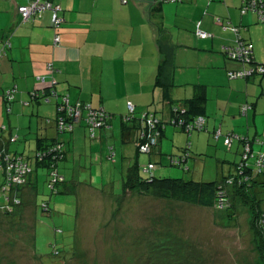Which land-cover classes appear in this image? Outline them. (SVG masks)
<instances>
[{
    "label": "crops",
    "instance_id": "obj_1",
    "mask_svg": "<svg viewBox=\"0 0 264 264\" xmlns=\"http://www.w3.org/2000/svg\"><path fill=\"white\" fill-rule=\"evenodd\" d=\"M53 2L62 7L61 15L65 19L59 28L61 36L57 45L54 44L55 29L51 25L50 11L31 21H23L18 7L26 0H0V44L6 40L11 42V47L1 58L0 94L10 87L16 86L18 89L13 103L14 116H8V124L4 115H1L5 106L0 101V123L8 125L10 131H21L24 129V117H28L30 133L23 134L21 140V150L25 155L34 153L38 137L51 139L55 134L54 127L46 123L47 117L55 116V110L51 111L39 103H32L28 107L22 104V101L30 100L31 91L43 86L37 80L38 75H46L49 80L47 63L52 61L56 68L54 75L59 93L68 95L71 101L81 99L95 106L102 105L114 115L112 128L97 129L94 138L89 136L88 129L82 123L76 125L73 138L64 136L67 142L73 141L74 149L80 144L83 152L79 163L83 162L82 156L87 153L92 156V166L94 159L102 166L106 158L110 159L109 146L116 142L120 144L125 176L129 167L141 156L135 142L139 121L134 120L125 127L121 117L128 112V100L135 103L136 115H140L158 95L155 79L163 55L159 46L160 38L175 45L174 60L181 67L190 64L183 55L191 47L199 52L196 67L200 65L198 67L201 68L203 63L205 66L208 63L223 65L221 72L225 80L223 84L213 85V104L208 103L209 98L207 100L206 116L210 129L221 125L223 132L233 130L250 136L264 133V76L228 80L225 72L238 65L229 60L224 61L221 57L224 46L236 43L237 34L230 27L224 29L228 23L238 27L240 36L253 45L255 59L264 61V30L258 31L260 27H255L260 22L255 13L242 14V0ZM197 23L212 36L198 37ZM201 51L207 52L204 57ZM200 68V79L195 83L208 85L209 95L210 82L201 79ZM192 93L193 85L185 97ZM244 102L253 104L247 116L240 114V106ZM34 115H37L38 120L34 119ZM245 123L247 128L244 127ZM10 131L0 135V146L6 144ZM175 132L173 128L167 127L165 137L169 134L175 138ZM165 141L163 137L162 147ZM8 148L18 153L21 151L12 149L10 143ZM236 148L240 149L238 143ZM118 161L117 158L113 162L118 164ZM66 165L61 163L62 173L74 182L75 165ZM68 186V190L72 191V185Z\"/></svg>",
    "mask_w": 264,
    "mask_h": 264
},
{
    "label": "rangeland",
    "instance_id": "obj_2",
    "mask_svg": "<svg viewBox=\"0 0 264 264\" xmlns=\"http://www.w3.org/2000/svg\"><path fill=\"white\" fill-rule=\"evenodd\" d=\"M255 27L263 31L264 22H258ZM200 53L204 57L207 52ZM198 55L191 47L183 55L190 64L181 67L175 63L173 98H184L192 84L200 79V65L196 67ZM221 57L234 62L224 54ZM222 67L220 63L201 65V79L210 82L208 103L213 104V85L223 84L225 80ZM225 77L229 80L227 72ZM157 91L156 99L148 108L160 114L165 105L162 90L157 87ZM42 106L55 110L54 102ZM3 111L1 115L8 124V114ZM13 116L9 114L10 118ZM27 119L24 117L22 122L23 130L14 129L21 140L23 134L30 133ZM34 119L38 120L37 115ZM244 127L247 128L246 123ZM175 133V138L169 134L164 137L163 166L154 170L157 176L216 180L229 168L233 169V161L240 159L236 144L232 151L217 149L208 131L191 135L178 130ZM72 135L64 133L62 137L71 139ZM21 140L10 144L11 148L21 150ZM188 141L192 142L194 155L187 163L191 170L185 171L183 167L170 165L168 154L181 152ZM113 144L118 164L106 158L102 166L94 159L92 166V156L87 153L79 163L83 152L80 144L74 149L73 141L67 142L69 151L62 165H75L74 182H67L72 185V191H62L65 187L59 186L62 192L51 194L46 169L34 171L37 202L48 200L51 210L35 208L32 200L21 216L0 215V264H264V238L256 230L254 214L240 199H236V208L231 214L229 209L199 207L147 197L137 191L126 192L120 144ZM255 148L260 150L258 145ZM149 157L159 161L154 153L141 154L139 162L146 163ZM259 195L264 209V185L260 186ZM257 228L260 229L258 224Z\"/></svg>",
    "mask_w": 264,
    "mask_h": 264
},
{
    "label": "trees",
    "instance_id": "obj_3",
    "mask_svg": "<svg viewBox=\"0 0 264 264\" xmlns=\"http://www.w3.org/2000/svg\"><path fill=\"white\" fill-rule=\"evenodd\" d=\"M61 17L63 16L61 15ZM59 28H54L55 34L59 33L60 35ZM159 30L160 33H163L162 29ZM159 46L163 55L158 66L155 87L160 88L163 92L165 108L160 111V114H158V111L147 108L142 111L140 115H136L135 103L128 100V112L122 115L121 120L125 127H128V123L134 120L139 121L137 122V138L135 141L138 153L148 155H153L155 153L157 158H160L158 159L159 161L156 162L149 157L146 163H141L139 159H137L129 167L124 176V190L129 193L137 191L147 197L174 200L199 207L229 209L231 210V214H234L233 210L236 208V199H240L243 205L254 214L256 230L258 232L260 231L264 238L263 199L259 195V188L264 185V133L250 136L248 133L243 134L233 130L223 132L221 125L213 130H209L206 116L208 85L194 83L192 84L193 93L190 96L180 99L173 98L171 96V91L176 85L174 81V70L176 68L174 60L175 45L171 41H164L160 38ZM6 50L0 52V64L1 58L6 54ZM222 52L238 65V67L227 70L229 79L249 80L257 76H264V74L255 73L248 77H231V71L239 70L247 65L241 64L240 61L230 58L225 50H222ZM51 63L53 64L52 61ZM261 64L264 65V61H257L253 51L251 65L256 67ZM47 72L50 76L49 80H47L46 75H38L37 80L42 83L43 86L31 91L30 100L22 101V104L24 107H28L32 105V103L50 104L54 102L55 116L46 118V123L54 127V136L51 139L47 138L48 140L46 137H38L37 148L34 150V153L32 155H25L24 151L18 153L8 148L9 143L18 142L21 138L18 134H15L13 130L10 131L8 125L3 123L0 125V135L6 131H10L6 144L0 146V215L8 217L21 216L22 210L25 211L26 206L33 201L35 208L40 207L42 211H50L51 208L48 200L44 199L40 204L37 202V178H32L34 171L38 173L39 169H46L47 183L48 188L51 190V194L62 191L67 192V190L70 189L67 183L69 179L62 173L61 163L67 158V152L69 150L66 145L67 141L62 137V134L73 133L76 125L80 123L88 129L91 138L95 137V131L97 129L112 128V119L114 115L107 111L104 106H95L91 102L81 99L71 101L68 95L59 93L56 88L57 79L54 75L56 72L54 64L52 69L47 68ZM8 91H12L11 95L7 93ZM17 92L18 89L14 86L5 89L0 94V101L3 102L5 112L8 116L11 113L13 114V103L16 100ZM77 102L89 104L95 109L102 110L106 114L104 122L100 126H92L84 117L87 114L86 111L83 112L84 114L79 120H75L73 117L69 116L66 112L67 105H73ZM130 103L133 105V109L130 108ZM252 108V103L244 102L240 106V114L247 116L249 110ZM200 118H202V120H199ZM61 123H64L63 127H61ZM169 126L171 128L173 127L175 131L178 130L188 135L194 132L208 131L213 137L217 149L220 147L225 148L227 151H232L233 144L238 143L240 149L236 148V153L240 155V159L238 161H233V169L229 168L226 174H222V176L216 180H185L181 177L157 176L154 170L163 166V158L161 157L163 154L161 146L162 138L165 137V131ZM132 128H134V126ZM223 139H225V144H223ZM256 145L260 146V150L256 151ZM143 147H147L148 149L144 151L142 149ZM192 148V142L188 141L181 152L168 154L170 165L183 167L185 171H190L191 168L187 163H189V159L194 155ZM215 154H217V152H215ZM116 155L115 145L109 146V158L114 161ZM16 160L26 164V168L28 169V171L23 174L24 181L21 183H13L11 181V172L8 170L9 164ZM59 186L65 188L61 191ZM257 224L260 229L257 228ZM55 252H57V254L60 253V251Z\"/></svg>",
    "mask_w": 264,
    "mask_h": 264
},
{
    "label": "built area",
    "instance_id": "obj_4",
    "mask_svg": "<svg viewBox=\"0 0 264 264\" xmlns=\"http://www.w3.org/2000/svg\"><path fill=\"white\" fill-rule=\"evenodd\" d=\"M126 2V0H123ZM171 2H182L184 0H168ZM19 13L23 17V21H29L36 17L42 16L46 11L52 12V22L51 25L58 29L62 23L64 22L63 17L60 15L61 6L59 4H55L52 0H26V3L20 5L18 7ZM241 12H253L257 15L258 20L264 21V0H242ZM220 20V19H219ZM231 28L233 31L237 33L236 43L234 45H227L223 48L226 54L237 61L243 63V68L239 70H233L230 72V76L235 77H244L251 76L255 73L264 74V65H257L256 67L251 65L252 54H253V46L250 42L246 41L239 34V28L235 26H230L228 23L224 25V29ZM196 34L200 38H209L212 34L200 27V23H197ZM60 43V35L56 33L54 36V44ZM11 47L10 40L3 41L0 46V52ZM48 69L53 68V64L51 62L47 65ZM11 95L12 91L7 92ZM130 108L133 109V105L130 103ZM66 112L69 116L73 117L75 120H79L83 116V112L86 111V116H84L89 124L92 126H100L106 117V114L99 109L93 108L89 104H83L81 102H77L73 105L68 104L66 107ZM244 110V109H243ZM199 120H202L200 118ZM197 123V122H196ZM64 126V123H61V127ZM71 126V125H70ZM69 128V127H68ZM144 151L148 148L143 147ZM21 161L16 160L9 164L8 170L11 172V181L13 183H21L24 181L23 174L28 171L26 168V164L20 163ZM61 179V178H60Z\"/></svg>",
    "mask_w": 264,
    "mask_h": 264
}]
</instances>
